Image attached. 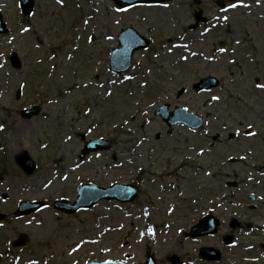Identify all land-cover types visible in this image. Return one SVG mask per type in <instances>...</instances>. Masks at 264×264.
<instances>
[{"label": "rangeland", "instance_id": "rangeland-1", "mask_svg": "<svg viewBox=\"0 0 264 264\" xmlns=\"http://www.w3.org/2000/svg\"><path fill=\"white\" fill-rule=\"evenodd\" d=\"M0 9L9 27L0 34V264H144L148 254L159 264H264V0L124 9L114 0H35L29 16L18 0H0ZM198 11L205 21L192 28ZM128 27L151 44L116 74L110 53ZM206 76L219 86L197 92ZM162 105L200 114L203 127H169ZM32 107L39 112L27 115ZM98 138L112 146L82 159ZM87 183L134 184L140 194L74 214L54 207ZM25 200L46 206L18 218ZM207 214L219 219L217 234L190 236ZM21 235L27 242L14 246ZM204 246L221 259H200Z\"/></svg>", "mask_w": 264, "mask_h": 264}, {"label": "water", "instance_id": "water-1", "mask_svg": "<svg viewBox=\"0 0 264 264\" xmlns=\"http://www.w3.org/2000/svg\"><path fill=\"white\" fill-rule=\"evenodd\" d=\"M157 2L159 0H117V2L120 5H131L135 2ZM33 4H34V0H20V5L21 8L23 9L24 14L28 15L33 11ZM7 24L4 22L2 14L0 12V33H5L7 32ZM123 36H131L129 41L124 40V42H122V47L119 49H116L113 51L112 53V67L114 68L115 66V61L116 58L124 53L127 55L126 57V64L124 65V67L118 69V70H125L130 66V58H131V54L133 53V51L135 49L141 48L142 46H144L142 43H133L132 40L134 38L135 35H133V32H131L130 30L125 32L124 34H122ZM13 63L14 65H17V61L13 58ZM218 84L217 79L212 78V77H207L201 80V82L195 84V88L197 89V91H202L204 89H208L210 87L216 86ZM166 106L162 107L159 109V112L162 114V117L164 118V120H166L169 125H173L176 124L178 122H184L186 124H188L190 127L192 128H197L200 127L203 123L201 117H199L197 114H187L185 109H178V111L176 113H174V118H172L171 120L168 118V114L166 113ZM32 112V111H31ZM179 112H182L186 115L184 116H177V114ZM104 145V147H110L111 143H105L102 140H98L95 142H91L88 143L86 146V149L84 150V154L86 152H88L91 149H99L102 148ZM29 165V164H28ZM33 166V165H31ZM32 168L28 167V171L30 172ZM138 195V189L137 187L133 186V185H120V184H116L113 185L110 188H101V187H97L95 185H85L82 186L79 189V195L77 200L75 201V203L71 204L68 202H59L56 204V206L60 209H62L63 211H66L68 213H73L78 211L79 209L82 208H87V207H91L93 206L98 200L101 199H118L124 202L127 201H132L134 200V198ZM42 206V203H25L22 204L19 208V214L22 213H28L34 210H37L38 208H40ZM205 225V226H204ZM204 226V227H203ZM217 226H218V220L213 217V216H208L206 217L201 224L196 227L194 229V234H205V233H211V232H215L217 230ZM203 227V229H202ZM202 229V230H201ZM229 238H227V241L229 242ZM20 242H24V240H20L17 241V243ZM206 254L208 253V251L210 252V250L204 249L203 250ZM154 262L152 261V259L149 260L148 264H153Z\"/></svg>", "mask_w": 264, "mask_h": 264}, {"label": "bare ground", "instance_id": "bare-ground-1", "mask_svg": "<svg viewBox=\"0 0 264 264\" xmlns=\"http://www.w3.org/2000/svg\"><path fill=\"white\" fill-rule=\"evenodd\" d=\"M26 128H27V124H26V122L23 120L22 123H21V125H20V127H19L17 130H21V131H22V129H23V130H26Z\"/></svg>", "mask_w": 264, "mask_h": 264}, {"label": "snow or ice", "instance_id": "snow-or-ice-1", "mask_svg": "<svg viewBox=\"0 0 264 264\" xmlns=\"http://www.w3.org/2000/svg\"><path fill=\"white\" fill-rule=\"evenodd\" d=\"M261 87H264V85H261Z\"/></svg>", "mask_w": 264, "mask_h": 264}]
</instances>
